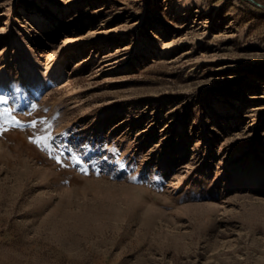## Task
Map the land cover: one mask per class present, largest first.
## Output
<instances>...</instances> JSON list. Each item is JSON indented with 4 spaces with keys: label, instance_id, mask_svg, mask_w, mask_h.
Instances as JSON below:
<instances>
[{
    "label": "rangeland",
    "instance_id": "rangeland-1",
    "mask_svg": "<svg viewBox=\"0 0 264 264\" xmlns=\"http://www.w3.org/2000/svg\"><path fill=\"white\" fill-rule=\"evenodd\" d=\"M0 101V264H264L263 7L0 0Z\"/></svg>",
    "mask_w": 264,
    "mask_h": 264
},
{
    "label": "water",
    "instance_id": "water-1",
    "mask_svg": "<svg viewBox=\"0 0 264 264\" xmlns=\"http://www.w3.org/2000/svg\"><path fill=\"white\" fill-rule=\"evenodd\" d=\"M248 1H251L252 3H254V4H256V5L261 6V7L264 8V5L261 4L260 2L256 1V0H248Z\"/></svg>",
    "mask_w": 264,
    "mask_h": 264
},
{
    "label": "snow or ice",
    "instance_id": "snow-or-ice-1",
    "mask_svg": "<svg viewBox=\"0 0 264 264\" xmlns=\"http://www.w3.org/2000/svg\"><path fill=\"white\" fill-rule=\"evenodd\" d=\"M4 101H0V103H3ZM5 111L7 112V109H5ZM13 123H19L18 121H15L14 119H13V121H12Z\"/></svg>",
    "mask_w": 264,
    "mask_h": 264
},
{
    "label": "bare ground",
    "instance_id": "bare-ground-1",
    "mask_svg": "<svg viewBox=\"0 0 264 264\" xmlns=\"http://www.w3.org/2000/svg\"><path fill=\"white\" fill-rule=\"evenodd\" d=\"M62 57V56H61ZM60 74H61V72H60Z\"/></svg>",
    "mask_w": 264,
    "mask_h": 264
}]
</instances>
